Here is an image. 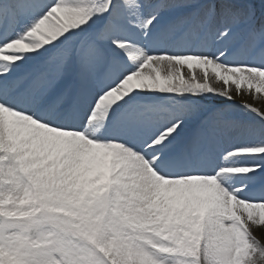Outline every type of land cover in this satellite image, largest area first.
<instances>
[{
    "label": "snow or ice",
    "instance_id": "snow-or-ice-1",
    "mask_svg": "<svg viewBox=\"0 0 264 264\" xmlns=\"http://www.w3.org/2000/svg\"><path fill=\"white\" fill-rule=\"evenodd\" d=\"M262 93L255 0H0V264H264Z\"/></svg>",
    "mask_w": 264,
    "mask_h": 264
},
{
    "label": "rangeland",
    "instance_id": "rangeland-1",
    "mask_svg": "<svg viewBox=\"0 0 264 264\" xmlns=\"http://www.w3.org/2000/svg\"><path fill=\"white\" fill-rule=\"evenodd\" d=\"M237 2H243V0H237ZM255 2L264 3V0H255ZM166 43H170V41H168ZM143 44L145 46H147V48H149V46H150L149 50L151 52L165 49V48L158 47L154 41H150V40L143 41ZM198 44H199L198 40L192 41L193 47H197ZM219 46L220 45H216V47H219ZM165 50H167V49H165ZM213 50H215V48ZM221 59H226V58L222 57ZM227 60H231V57L229 56L227 58ZM200 71H203V70H200ZM207 71L210 75H212L211 68H209ZM233 87H234V85L230 82L229 89L231 90ZM242 88L247 89V82L246 81L243 83ZM258 95H264V93L258 94ZM150 96H152L154 98V101H156V103L167 105V106H172L174 103V99H184V97H175L174 98L172 96V94L164 93V92H158V91L150 93ZM162 97H164L165 100L160 102V99ZM191 99L198 101L199 104L203 106L202 110L205 113H210V112H213V111L218 110V109H228L230 111V113L233 115L241 116L246 120L252 119L251 115L244 113L242 111L241 106L239 104V102H242L241 97H236L237 101H232V100H226L224 97L213 96L211 93H204L202 95L193 96V97H191ZM243 102L254 103L255 106H257V107L261 106V104L259 102H257L256 98L248 95L247 93H245V96L243 97ZM250 139H253V138L249 137L247 135H243V134H241V135L233 134L231 137H229L225 141V144L244 143ZM214 162L217 165H219L222 162L221 154L219 152L216 154ZM245 162L246 161H245L244 157H237L231 161H228L227 163L242 164ZM211 163L212 162H209V164H211ZM241 182L242 181L240 180L239 175H237L231 179V183H233L234 186L239 185ZM260 183H264V177L258 178L257 185H259ZM254 232L257 235V238L262 239L264 237V228H255Z\"/></svg>",
    "mask_w": 264,
    "mask_h": 264
},
{
    "label": "bare ground",
    "instance_id": "bare-ground-1",
    "mask_svg": "<svg viewBox=\"0 0 264 264\" xmlns=\"http://www.w3.org/2000/svg\"><path fill=\"white\" fill-rule=\"evenodd\" d=\"M129 34H130V35H133L134 38H135V37H138V33L132 32V33H129ZM146 41H147V40H146ZM140 42H141V44L144 46L143 41H140ZM144 47H145V46H144ZM124 59H125V61L129 64V66H131V67H135L136 65L139 64L141 57H139V56L137 55V53L135 52V50H132V57L129 58V56L125 55V56H124Z\"/></svg>",
    "mask_w": 264,
    "mask_h": 264
},
{
    "label": "trees",
    "instance_id": "trees-1",
    "mask_svg": "<svg viewBox=\"0 0 264 264\" xmlns=\"http://www.w3.org/2000/svg\"><path fill=\"white\" fill-rule=\"evenodd\" d=\"M263 239H264V237H263Z\"/></svg>",
    "mask_w": 264,
    "mask_h": 264
}]
</instances>
